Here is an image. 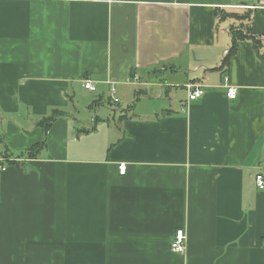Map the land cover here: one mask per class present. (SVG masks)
Instances as JSON below:
<instances>
[{
    "label": "crops",
    "instance_id": "crops-1",
    "mask_svg": "<svg viewBox=\"0 0 264 264\" xmlns=\"http://www.w3.org/2000/svg\"><path fill=\"white\" fill-rule=\"evenodd\" d=\"M0 159V264H264V0H0Z\"/></svg>",
    "mask_w": 264,
    "mask_h": 264
},
{
    "label": "built area",
    "instance_id": "built-area-1",
    "mask_svg": "<svg viewBox=\"0 0 264 264\" xmlns=\"http://www.w3.org/2000/svg\"><path fill=\"white\" fill-rule=\"evenodd\" d=\"M263 1V0H262ZM228 53V50L225 51V54ZM226 83V94L229 99H235L238 95V86L230 83V78L228 75L225 76ZM84 87L88 90L95 91L96 86L90 80L84 81ZM188 100H196L203 96L204 87L201 84H188ZM2 159H0L1 161ZM125 164L120 165V171L123 173L125 171ZM0 169L5 170L6 166L0 164ZM255 185L258 189H264V171H260L255 175ZM170 249L176 253H184L186 250V232L183 228L176 230L171 242Z\"/></svg>",
    "mask_w": 264,
    "mask_h": 264
},
{
    "label": "trees",
    "instance_id": "trees-1",
    "mask_svg": "<svg viewBox=\"0 0 264 264\" xmlns=\"http://www.w3.org/2000/svg\"><path fill=\"white\" fill-rule=\"evenodd\" d=\"M242 34H243V32L241 31V30H239V31H234V34H233V36H234V42H233V45H232V47L230 48V50H228V53H227V55L225 56V59H224V63L225 64H227L228 62H229V57L232 55V53L235 51V48H236V43L238 42V40L239 39H242ZM59 111L58 110H53V114H52V116H50V117H48V118H45L44 120H43V122H42V124H43V126H44V128L45 129H47V127L50 125V123L53 121V119H54V116H56L57 115V113H58ZM40 148V145H38L37 147H34V148H32L31 149V152H29L28 153V156L30 155V154H32L33 156H35L36 155V152H37V149H39ZM21 156H24V154H20V156H18V157H21ZM15 158L16 157H14L13 158V160H15ZM12 158H9L8 160H11Z\"/></svg>",
    "mask_w": 264,
    "mask_h": 264
},
{
    "label": "rangeland",
    "instance_id": "rangeland-1",
    "mask_svg": "<svg viewBox=\"0 0 264 264\" xmlns=\"http://www.w3.org/2000/svg\"><path fill=\"white\" fill-rule=\"evenodd\" d=\"M81 104L83 103V101L81 100V102H80Z\"/></svg>",
    "mask_w": 264,
    "mask_h": 264
}]
</instances>
